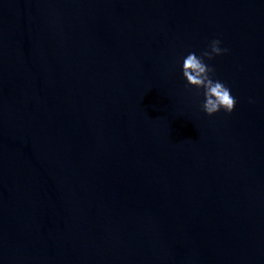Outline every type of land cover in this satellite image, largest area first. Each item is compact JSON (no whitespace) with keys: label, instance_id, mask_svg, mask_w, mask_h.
<instances>
[{"label":"water","instance_id":"1","mask_svg":"<svg viewBox=\"0 0 264 264\" xmlns=\"http://www.w3.org/2000/svg\"><path fill=\"white\" fill-rule=\"evenodd\" d=\"M0 264H264V0H0Z\"/></svg>","mask_w":264,"mask_h":264},{"label":"clouds","instance_id":"2","mask_svg":"<svg viewBox=\"0 0 264 264\" xmlns=\"http://www.w3.org/2000/svg\"><path fill=\"white\" fill-rule=\"evenodd\" d=\"M229 52L230 49L223 46V40L216 38L203 51H191L182 58L185 87L202 91L201 109L208 116H214L221 111L231 114L238 104L232 89L216 77V69L209 63ZM249 102L255 101L250 99Z\"/></svg>","mask_w":264,"mask_h":264}]
</instances>
